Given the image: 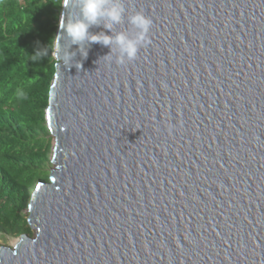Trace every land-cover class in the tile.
<instances>
[{"label":"water","instance_id":"95a60500","mask_svg":"<svg viewBox=\"0 0 264 264\" xmlns=\"http://www.w3.org/2000/svg\"><path fill=\"white\" fill-rule=\"evenodd\" d=\"M124 4L150 43L124 65L100 44L56 61L35 235L0 264H264V0Z\"/></svg>","mask_w":264,"mask_h":264},{"label":"trees","instance_id":"16d2710c","mask_svg":"<svg viewBox=\"0 0 264 264\" xmlns=\"http://www.w3.org/2000/svg\"><path fill=\"white\" fill-rule=\"evenodd\" d=\"M60 4L0 0V234L31 236L26 209L37 184L49 180L53 143L45 110L56 74L51 49ZM48 44L47 55L33 61Z\"/></svg>","mask_w":264,"mask_h":264},{"label":"clouds","instance_id":"9594fccd","mask_svg":"<svg viewBox=\"0 0 264 264\" xmlns=\"http://www.w3.org/2000/svg\"><path fill=\"white\" fill-rule=\"evenodd\" d=\"M71 5L78 11L76 17L65 16L62 12L59 19V32L52 38L54 51L49 44L44 48H38L31 59L36 61L51 54L56 61L66 68L82 67V61L87 59L88 50L92 44H100L110 49L102 58L118 65L134 62L141 48L150 43L149 33L153 24L151 17L143 11H134L126 17L124 0H61L60 7ZM127 19V23L134 30V35L128 31H115V26ZM100 28L98 32H92V28ZM67 40V48L62 47V41ZM76 46L73 49V46ZM79 53L81 60H75ZM23 92L20 96H23ZM46 113V110H45ZM33 193V192H32Z\"/></svg>","mask_w":264,"mask_h":264},{"label":"rangeland","instance_id":"374dc122","mask_svg":"<svg viewBox=\"0 0 264 264\" xmlns=\"http://www.w3.org/2000/svg\"><path fill=\"white\" fill-rule=\"evenodd\" d=\"M51 136V135H50ZM52 143L53 142V138H52ZM53 152L51 153V156H52ZM53 168V165H51V169ZM26 213H27V216L28 215V212H27V209H26ZM35 235V230L32 228V234H31V237H34ZM20 236H12V235H6V234H0V246H5V247H11L13 244V242L18 239Z\"/></svg>","mask_w":264,"mask_h":264}]
</instances>
